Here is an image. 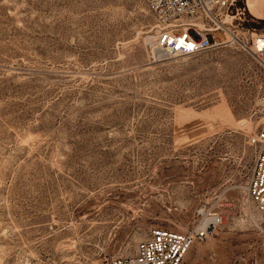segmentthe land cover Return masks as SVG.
I'll return each mask as SVG.
<instances>
[{"label": "rangeland", "instance_id": "obj_1", "mask_svg": "<svg viewBox=\"0 0 264 264\" xmlns=\"http://www.w3.org/2000/svg\"><path fill=\"white\" fill-rule=\"evenodd\" d=\"M154 37L143 0H0V264H107L213 215L182 264H264L244 192L264 69L237 43L161 58Z\"/></svg>", "mask_w": 264, "mask_h": 264}, {"label": "built area", "instance_id": "obj_2", "mask_svg": "<svg viewBox=\"0 0 264 264\" xmlns=\"http://www.w3.org/2000/svg\"><path fill=\"white\" fill-rule=\"evenodd\" d=\"M155 19L153 50L161 58L191 56L215 46L237 43L249 48L264 69V44L255 46L254 37L237 38L233 33L235 19L240 20L241 10L236 0H143ZM220 33L223 39L214 38ZM207 34L212 35L209 40ZM262 36L264 34H251ZM252 149L253 163L244 183L247 200L257 212L264 215V121L253 137L247 141ZM212 220L187 232L154 229L138 241L131 256L113 257L107 264H182L192 244L207 236L210 225L221 223Z\"/></svg>", "mask_w": 264, "mask_h": 264}, {"label": "crops", "instance_id": "obj_3", "mask_svg": "<svg viewBox=\"0 0 264 264\" xmlns=\"http://www.w3.org/2000/svg\"><path fill=\"white\" fill-rule=\"evenodd\" d=\"M248 10L255 18H264V0H250Z\"/></svg>", "mask_w": 264, "mask_h": 264}, {"label": "bare ground", "instance_id": "obj_4", "mask_svg": "<svg viewBox=\"0 0 264 264\" xmlns=\"http://www.w3.org/2000/svg\"><path fill=\"white\" fill-rule=\"evenodd\" d=\"M261 37L262 36H255L254 37V44H255V46L262 47V45L264 44V40Z\"/></svg>", "mask_w": 264, "mask_h": 264}]
</instances>
